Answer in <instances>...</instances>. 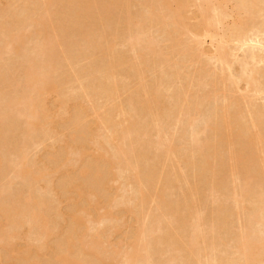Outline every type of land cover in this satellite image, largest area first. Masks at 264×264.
Here are the masks:
<instances>
[{
	"label": "rangeland",
	"instance_id": "374dc122",
	"mask_svg": "<svg viewBox=\"0 0 264 264\" xmlns=\"http://www.w3.org/2000/svg\"><path fill=\"white\" fill-rule=\"evenodd\" d=\"M183 1L180 18L156 0H0V264H127L141 242L149 264H199L180 249L202 230L200 261L225 262L264 223V49L229 42L221 64L192 33L202 0ZM257 13L264 31V2ZM30 61L53 69L27 128L12 106ZM135 166L153 177L142 194Z\"/></svg>",
	"mask_w": 264,
	"mask_h": 264
},
{
	"label": "bare ground",
	"instance_id": "6f19581e",
	"mask_svg": "<svg viewBox=\"0 0 264 264\" xmlns=\"http://www.w3.org/2000/svg\"><path fill=\"white\" fill-rule=\"evenodd\" d=\"M160 2L163 7L172 8V4L175 3V14L182 18V10L184 7L183 0H156ZM229 1L234 0H202L199 4H197V16L200 18L201 22L199 26H197L196 30L192 31V33L199 38L200 36L209 37L211 39V43L215 47V51L213 57L215 60L219 61L221 64H229L230 59L233 56V50L229 49L227 44L229 42H234L237 48L242 49L246 46H250L251 48L258 47L260 49H264V39L262 37V31L256 25V18L258 16L257 8L259 7L261 2L264 0H235V3L232 6L231 11L226 10V4ZM245 14V17L241 15ZM233 16V24L227 29L223 30V24L225 18ZM136 26H138L139 22L137 20L134 21ZM177 23V20H175ZM130 30V29H129ZM219 30H222L221 33ZM130 32H132L130 30ZM138 35V36H137ZM19 39L21 35H18ZM142 37L136 33V36H131V44L133 49L136 51V46L140 44L139 40ZM107 40V37L104 33L99 35L98 41L96 40V44L104 45V41ZM13 50H19V41L16 40ZM49 44V43H48ZM51 47V44H49ZM49 45L44 44L40 45V49L44 51L46 48H50ZM136 45V46H135ZM154 43L149 41V48L153 47ZM145 48V47H143ZM250 60L253 63L257 62V57L254 53L249 55ZM67 59V57H65ZM230 68V66H229ZM53 69L51 62H45V64L41 67H35L33 62L30 61L29 67L26 69L25 77H24V85L21 81L16 83L17 87L24 86L26 88L25 94L20 96L18 99L14 100L13 108L23 107L21 114L26 118V127H31L33 121L32 119L35 117L34 114V95L35 92H40L44 90L49 82L50 74ZM244 74L247 79H249V83H254L256 80V73L254 72V67H249V63L245 64ZM257 92H263L260 88L255 89ZM11 107V108H12ZM19 109V108H18ZM251 121L256 127L258 131V126L253 118V113H251ZM264 117V114L261 115ZM168 150V148H166ZM127 155V152H125ZM128 156V155H127ZM26 155H23L21 158L22 165L19 166L18 171H16L18 176L26 173L24 171V166L26 164ZM207 166L210 168L212 172H214V168L211 167V163L209 159L206 161ZM24 172V173H23ZM153 177L143 178L141 173L138 171V168L134 167L133 179L138 185V189L142 194V190L146 187V184L149 183L148 180ZM251 177L248 176L247 182H245L240 187V192L245 193L248 191L249 179ZM257 201L262 202V193H258L256 195ZM238 200V199H237ZM236 200V201H237ZM255 216V215H254ZM256 217V216H255ZM186 222V220H185ZM205 232L202 230L201 232H195L191 237L187 239L186 242L183 243L181 251H183L188 258L195 257L199 260V264H261L264 263V223L258 221L257 226H254L250 229L247 225L243 227L240 231L238 238L235 241V256L231 257L229 260L222 262L216 256L209 257L205 256V262L200 261L201 252L207 247L205 244ZM142 247V248H141ZM178 249V248H177ZM150 244H136L130 251H126L125 253V263L127 264H149L151 261L150 254ZM179 250V249H178ZM179 250V251H180ZM144 256V257H143ZM143 257V258H142ZM60 260L59 264H77V259L73 258L71 261L58 257ZM171 261V260H170Z\"/></svg>",
	"mask_w": 264,
	"mask_h": 264
}]
</instances>
